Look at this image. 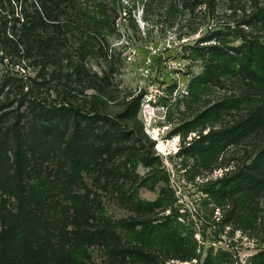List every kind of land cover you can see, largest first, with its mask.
<instances>
[{"label":"rangeland","instance_id":"obj_1","mask_svg":"<svg viewBox=\"0 0 264 264\" xmlns=\"http://www.w3.org/2000/svg\"><path fill=\"white\" fill-rule=\"evenodd\" d=\"M146 3L117 0L116 32L107 37L104 51L88 61L94 71L109 79L104 95L96 99L92 97L96 95L94 90L74 85V103L86 111L97 103L107 116L104 126L111 147L104 153L98 150L91 169L82 170L71 183L67 174L71 154L66 146L70 132L45 136L32 117L21 118L23 130L40 147L30 155L23 179L32 183L47 180L51 185L49 194L35 205L21 208L13 148L5 143L14 138L10 128L20 118L11 113L0 121V264H27L32 259L42 264H63L65 254L76 247L84 233L106 219L160 218L169 210L140 214L132 199L156 200L166 185L160 178L169 179L174 208L199 241L202 259L208 248L215 246L234 252L245 263L264 248V193L254 203L257 219L242 227L228 215V206L217 207L204 192L207 182L242 171L251 163L264 146V130L227 147L211 167L202 168L183 153L184 147L211 129L200 126L186 131L185 123L235 91L232 86H215L200 98L189 97L188 84L202 66L200 62L190 65L185 49L207 32L227 31L245 22L264 6V0H205L194 10L181 9L170 19L168 9L157 4H149L145 14ZM241 27L249 30L246 25ZM47 96L49 102L56 101L55 90ZM238 117V112H228L212 128L231 124ZM85 136L92 138L93 133ZM85 150V154H92L91 144ZM145 154L155 158L156 176H150L151 168L140 160ZM129 156L139 160L135 169ZM11 231L15 237H11ZM123 248L118 241L93 242L82 264H150L132 263ZM196 263L169 259L163 264Z\"/></svg>","mask_w":264,"mask_h":264},{"label":"trees","instance_id":"obj_2","mask_svg":"<svg viewBox=\"0 0 264 264\" xmlns=\"http://www.w3.org/2000/svg\"><path fill=\"white\" fill-rule=\"evenodd\" d=\"M203 1L147 0L143 12L148 14L149 4L165 6L170 19L181 9L194 10ZM116 6L117 0H0V121L11 113L20 118L10 128L14 138L5 143L13 148V165L18 175L17 201L21 208L35 205L51 190L47 180L32 183L23 179L30 155L40 147L23 130L22 119L32 117L45 136H55L63 130L70 132L66 146L71 154L67 173L71 183L82 170L91 169L98 150L104 153L111 147L104 126L107 116L100 106L94 103L86 111L73 100L74 85L94 90L96 95L92 97L96 99L106 91L107 75L100 76L88 61L104 51L107 37L116 32ZM242 24L249 30L241 27ZM212 40L215 42L200 44ZM185 50L189 51L190 65L200 62L202 66V71L194 74L188 84L189 97L200 98L215 86L235 88L233 94L208 106L184 125L186 131L211 126L183 150L198 166L207 168L217 162L227 147L264 130V6L235 28L207 32ZM52 90L57 97L49 102L47 94ZM228 112H238V119L221 128H212ZM98 126H101L99 130H95ZM86 133H93L92 138L85 136ZM88 140L92 154H85L90 146ZM128 159L135 169L139 160L132 156ZM154 159L148 154L140 158L151 168L150 176H156L157 172ZM159 180L166 185L156 200L133 197V203L140 214L151 215L158 209L169 213L160 218L106 219L101 226L86 231L76 247L65 254L62 263L82 264L89 257L93 242L118 241L132 263L163 264L170 259L197 260L196 264H264V248L245 263L234 252L215 246H210L202 259L199 241L174 208L169 179ZM204 192L217 207L228 206V215L242 227H248L257 219L255 200L264 193V146L244 170L207 182ZM2 215L0 210V219ZM10 235L15 237L12 231ZM27 264L42 263L32 259Z\"/></svg>","mask_w":264,"mask_h":264}]
</instances>
